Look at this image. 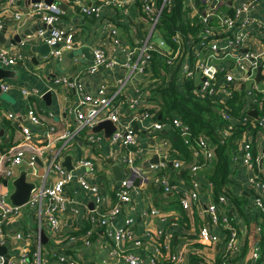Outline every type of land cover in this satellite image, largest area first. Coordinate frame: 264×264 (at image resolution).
<instances>
[{
	"label": "crops",
	"instance_id": "crops-1",
	"mask_svg": "<svg viewBox=\"0 0 264 264\" xmlns=\"http://www.w3.org/2000/svg\"><path fill=\"white\" fill-rule=\"evenodd\" d=\"M189 1L194 5L196 12L203 4H206L203 0ZM31 3V0H14L13 2L12 0H0V18L3 22V28L0 30V49H9L8 57L15 60L13 64L4 60L0 62L1 66L5 70H9L10 73L1 81L2 85L8 88L2 89L3 93L0 96V129L2 132L4 131L3 134L0 131V190L8 192L10 195L14 190L12 181L23 169L28 171L27 180L37 184L34 191L50 187L57 179L51 168L54 159L61 160L62 164L67 156H71L72 164L75 166L79 157L86 156L96 161L97 181L106 196L104 208H110L116 203L114 194L120 184L112 175L113 162L120 161V164H123V179H127L129 175L125 169L131 165L124 161V156L130 150L109 144L104 130L95 133L92 128L83 126L84 124L79 121L75 109L76 99L80 92L98 94L103 85L107 86L108 93L117 94L113 102L114 107H117L121 113V122L132 125L138 134L140 144L144 147L145 152L141 156L136 155L132 166H137L144 173L146 171L148 179L145 184H142L140 192L132 190L133 200L129 203L122 202L121 211L111 223L104 226L98 224L99 235L96 234L95 238L92 237L89 245L83 243L80 236L85 232L84 230H88L92 226V218L95 217L92 212L93 198L77 183L69 186L65 191L68 204L60 213L61 229L59 234L62 239L58 241L51 234L47 224L42 225V229H40L44 230L48 237L46 244L41 242L42 264H61L58 262L57 255L69 254L68 248L84 257L88 264H127L123 258L112 254L116 245L110 237V232L116 227L124 225L128 218L134 219L133 229L136 235L144 238L141 251L145 257L149 258L158 245L153 243L152 236L147 234H156L161 229H165L167 222L158 215L151 214L153 209L163 212L170 218L167 235L164 238L167 252L172 249L187 250L190 244L186 235L196 234L197 229L203 225L202 222H206L208 219L205 212L206 206L214 202L213 188L207 177L208 168L200 166L198 169L199 202L193 205L191 210H185L189 221L184 223L180 213L173 209L171 204L164 202L157 192L153 191L157 174L161 169L155 170L151 161L157 157H166L168 162H177L168 154L171 143L168 138L157 134L161 131L155 132L154 135L145 132L146 125L153 121V118L139 120L129 107L130 100L139 97L145 107L158 111L157 106L149 100L152 96L150 85L153 81L149 74L151 65L149 64L143 73L134 75L131 74L130 68L122 64H117L113 68L101 67L96 73L89 71V66L93 62L94 46L103 47L111 58L122 62L125 58L124 48L137 47L148 36L150 30L148 20L141 13L136 2H129L127 10L123 12L114 5H106L104 0H83L85 5H100L102 7L99 17H89L73 0H54L55 5L67 7L65 10L62 9L64 16L62 15L58 25L73 32L75 41L72 49L63 52L61 60H53L49 59L51 50L49 46L46 47L45 42L35 37V33L43 23L37 17L27 13L26 9ZM246 3L249 5L236 18L235 28L232 31V34L235 32L246 34L244 48L240 50V53L234 52L228 56L230 68L237 74H245L246 71L239 68L238 60L233 56L249 52L264 60V0H212L208 3V9L216 15L213 24L217 26L218 32H223L219 18L235 17L236 9ZM16 12L21 13L20 18H16ZM246 20L247 23H245ZM110 22L117 27L120 45L113 43V35H110L106 30ZM229 37V34H222L219 37V46L227 45ZM212 61L216 65L219 62L226 65L219 59ZM58 78L67 79L68 82L57 83L56 79ZM71 79L73 83L82 85L81 91L74 92L75 88L70 84ZM247 82L252 84L251 81ZM257 83L261 88H264V79ZM47 91L52 92L50 100L44 98ZM30 109L34 110L38 116V124L31 121L28 115ZM81 112L87 118L104 115L103 112L100 114L98 108L90 105L82 107ZM24 126L32 129L31 141L25 139ZM169 127L165 125L163 130L167 131L170 129ZM165 134L167 135V133ZM91 136L99 137V142L89 140ZM262 136L264 137V135ZM256 137L261 143V150H254V153L260 160L264 154V139L260 135ZM240 146L241 143L235 154V181L237 182L236 192L239 198L244 201L242 205L244 210L243 212L234 210L231 206L222 208L223 211H230V214L233 215L239 231L236 251L232 254L230 264H250L256 249L260 247L264 250L261 245L264 231L261 228L264 224V209L258 210L254 205L256 192L248 182L249 178L255 175V171L246 166L242 157L239 156L242 153ZM18 151L23 152L24 162L16 167V174L13 178L8 179L5 171L10 165V159ZM32 155L36 156V166H30L28 162ZM190 165L191 163L186 164V166ZM185 167H182V171H186ZM177 168L174 164L171 166V169L177 170ZM262 168L264 170V160ZM5 180L8 181V184H5ZM174 186L175 190L168 192V195L171 194L174 199H190L193 189L191 190L188 179H181L179 176ZM240 192H245V197ZM262 198L264 202V194ZM46 201L48 202V200ZM5 229L7 231L5 246H7L11 257L19 255L26 245V239L15 238L17 232H22L32 240L31 246L28 247L30 251H35L38 248L39 227L30 205L22 206L16 215L10 214L5 222ZM75 235L78 238L73 241L71 238ZM221 236L222 234H220ZM222 238L224 237L220 238L219 244L213 243L205 246L208 258L215 259L218 256L220 246L223 244ZM174 239L179 240L177 245L173 244ZM172 245L173 247H171ZM120 247L128 250L132 248V244L124 243ZM161 261L166 262V256L162 257Z\"/></svg>",
	"mask_w": 264,
	"mask_h": 264
},
{
	"label": "built area",
	"instance_id": "built-area-1",
	"mask_svg": "<svg viewBox=\"0 0 264 264\" xmlns=\"http://www.w3.org/2000/svg\"><path fill=\"white\" fill-rule=\"evenodd\" d=\"M14 0H12L13 2ZM139 0H104L106 5H114L119 8L121 11L127 10V4L129 2L138 3ZM143 6L140 8L141 13L148 20L150 25V30L148 36L143 39L139 46L137 47H125V58L122 62H118L116 59L111 58L106 50L101 46L93 47V62L89 66V71L91 73H96L100 70L101 67L113 68L117 64H122L131 69V74L143 73L146 67L151 63L152 50H158L162 56L165 58L166 63L169 65H174L177 58L181 56V46L184 43V40L181 41L179 34L176 35L175 41L176 46L172 47L162 37L160 31L158 30V25L161 22L162 11L165 6H170L172 0H162V3L156 4L155 0H142ZM212 0H203L206 4H203L200 9L194 11V5L189 0H184V8L191 12L194 17H197L199 23L202 24L204 36L210 35V40H201L199 44L195 46L194 60L190 62L189 60L183 61L180 65V77L181 78H192L194 75L199 74L202 77L200 92L202 95L213 94L217 91H223L225 94H230L231 91L225 86L230 83H239L244 81H252L254 85L247 91L249 93V98L251 100H256L258 93L261 92L264 94V88L259 86V83L255 81V77L259 67H261L262 74H264V60L261 57L253 56L249 52L243 53L242 55L233 56L238 60L240 69H245V74H237L231 70V66L228 63V56L234 52L240 53V50L244 48L246 42V34L244 32H235L232 34L233 28H235L236 18L248 7V3L239 6L236 9L235 17H226L219 18V24L223 29V32L217 31V26L213 24V19L216 17L215 13L209 10V4ZM223 1H232V0H223ZM75 4L80 6L81 11L89 17H99L102 12V7L100 5H85L83 0H73ZM27 13L33 17H37L43 25L35 33V37L38 40H42L47 43L50 47L49 59L61 60L63 57V52L68 49H72L75 41L74 33L64 29L59 26L58 23L63 14V10L60 9L54 3L49 5L43 0L41 2H32L30 6L26 9ZM21 13L16 12V18H20ZM248 21L246 20L245 23ZM2 19L0 18V30L3 28ZM107 32L110 35H113V43L115 45H120V40L117 36V27L111 22L106 27ZM222 34H229L230 37L227 41V45L219 46L220 36ZM10 50L9 49H0V60H4L7 63L13 64L15 62L14 58H9ZM206 54V57H204ZM209 55V56H207ZM188 56V53L185 54ZM213 59H219L221 62L226 64L225 66L222 63H218V69L215 71L213 76L208 75L209 69L216 64H213ZM249 61V62H248ZM220 74L218 82L216 80V75ZM205 78V79H203ZM57 83L68 82L67 79L58 78L56 79ZM76 91L82 90V85L80 83H70ZM125 84V83H124ZM222 86L223 89L219 87ZM8 87L2 85V89L6 90ZM107 86L103 85L100 88L98 94H91L88 92H80L78 98L76 99V112L79 121L84 124L83 126H88L92 128L94 125L99 123L102 120L110 119L115 124H117L115 131L108 138L109 144L119 146L121 148H128L130 152L124 156V161L127 164H130L131 167L135 162L136 155L141 156L145 152L144 147L140 144V139L138 134L133 129L132 125L124 124L121 122V113L117 107H114V98L116 93H108L106 90ZM94 106L99 109L100 114L102 112L104 115L97 116L94 115L90 118L85 117L84 113L81 112V108L84 106ZM129 107L131 111L135 113V117L139 120H146L152 118V114L149 111L141 110L144 106V103L139 97L132 98L129 102ZM28 115L31 121L34 124L39 123V118L36 115L35 111L30 109ZM224 117L231 119L227 114H224ZM166 124L159 121H151L146 127L145 131L149 134H152L156 131L162 130ZM260 127L262 128V135H264V117L260 118ZM172 126L178 127L181 133L185 137V141H189V135L191 130L189 126L182 121L181 118L175 117L172 122ZM231 128V125H229ZM23 132L25 134V139L31 141L32 139V129L28 126L23 127ZM225 134L228 133L227 130L224 131ZM261 135V136H262ZM66 136V134H63ZM262 138H264L262 136ZM99 137L91 136L89 140H94L93 142H99ZM252 136H245L241 140L242 153L239 155L242 157L244 164L255 170V165L253 162L254 150L252 145ZM195 155L197 158H207L209 161L213 158V149L212 145L209 143L205 136H200L197 141V149L195 150ZM24 155L22 151H18L10 159V165L5 171L6 177L8 179L13 178L16 174V167L21 165L24 162ZM165 158V161H161L158 164H154V169H162L168 164V161ZM264 160L263 157L256 158L258 166H261ZM262 163L260 164V162ZM30 166H36V156L32 155L28 159ZM174 166L180 168L182 166L181 162H174ZM51 168L54 170V173L57 176L56 181L50 187H44L39 190H36L32 193L29 202L27 203L33 208V214L37 219L38 223V248L35 251H30L28 247L31 246L32 240L29 239V236H25L22 232H17L15 238L18 240L26 239V245L21 250L19 255L15 257H10L7 263H5L4 258L0 255V264H42V243L40 239V229L42 225H48V228L51 230V234L58 239L61 235L59 234L61 229L60 222V213L66 208L68 204V199L65 196L66 189L77 183L82 190L89 194L94 201L92 212H94V218H92L91 228L84 233L83 240L87 245L91 243L92 232L96 229L98 224L104 226L112 222L113 218L121 211L122 202L129 203L132 199V190L140 192L142 184L138 187L129 186L128 179H122L119 182V190L117 191L118 202L114 204L109 210H104V202L106 196L103 190L100 188V185L97 181L98 168L96 161L92 158H87L86 156H81L78 158V161L73 169L68 170L61 160L54 159ZM200 168L199 163H194L191 165V169L194 174H197L198 169ZM141 170V169H140ZM141 178H146V174L143 171H139ZM256 173V172H255ZM164 185L166 191H171L174 187L170 182L164 179H158ZM248 184H251L255 187V190L259 193L257 198L254 201V204L257 208H264L263 194H264V184L256 180V175L249 178ZM198 180L194 182L195 190L190 193V199L182 200L183 206L186 209H191L192 203L194 201H199L198 194ZM48 200V202L46 201ZM226 200L224 197H220V203H224ZM26 204V205H27ZM22 207V206H21ZM20 206L12 204L10 201V195L8 192L0 190V246L5 245L7 242V231L5 229V222L8 219L10 214L16 215L19 213ZM205 212L210 217V227L204 226L199 232V236L204 244H212L220 239L221 227L224 226L231 231V237L227 242V250L231 252L237 247V229L229 221L226 214L221 215V208L216 203H210L206 206ZM151 214L162 216L164 221L165 216L161 215L157 210H151ZM134 219L128 218L124 225L116 227L112 232H110V237L112 238L114 244L116 245L112 251V254L116 257L123 258L127 264H157L154 256L145 259L144 256L135 251H128L121 248L120 246L124 243H134L136 246L140 247L142 245L140 239L136 235L134 229ZM162 231H158V234H161ZM72 240L75 237L71 238ZM58 242V241H57ZM154 255H159L158 247L155 250ZM171 264H189L185 258L183 250L174 252L171 254ZM259 257V251H256L253 254L252 262L250 264H257ZM58 262L61 264H88V261L79 256L73 254H58ZM264 264V261L261 262Z\"/></svg>",
	"mask_w": 264,
	"mask_h": 264
},
{
	"label": "trees",
	"instance_id": "trees-1",
	"mask_svg": "<svg viewBox=\"0 0 264 264\" xmlns=\"http://www.w3.org/2000/svg\"><path fill=\"white\" fill-rule=\"evenodd\" d=\"M155 1H158L159 5L162 3V0ZM143 4L142 0H139L137 3L139 8H141ZM202 27L203 26L199 23L197 17H194L190 11L184 8V0H172L170 6H165L162 11L161 22L158 25L160 34L166 43L172 47L176 46L177 42L175 41V37L177 34L180 35L181 41L184 40V43H182L181 46V56L177 58L174 65L166 63L165 58L158 50H152L150 63L151 72L149 74L153 81H151L150 85L152 96H150L149 100L153 105L157 106L158 111L147 107H142L141 110L151 112L154 121H159L170 126V129L167 131L162 129L159 130L161 132H156L158 135L160 134L164 138H168L171 143L168 154L174 161L182 163L181 168H177L176 170L171 169L172 165L168 162L165 167L159 170L160 172L157 174V178L159 180L166 178L170 184L174 186L175 181L178 180L179 176H181V179H188L191 190L193 189L194 191V182L197 174H194L191 169V165L193 162H198L200 166L208 168L207 177L213 188V203L218 204L221 208V215L226 214L231 224L236 227L233 215L230 214V211H223L222 208L231 206L234 210L237 209L241 212L244 210L242 207L244 201L239 198V195L236 192L237 182L235 181V154L237 152L238 145L245 136H252L251 142L254 146L253 150H261V143L258 142L256 136H261L263 133L259 123L260 118L264 117V94L259 92L256 97L257 99L255 101H250L249 93L247 91L254 85V82L251 81L252 84H250V82L248 83L247 81H244L239 83H230L225 86L224 88L231 91L230 94H225L223 91H217L213 94L202 95L200 92L202 79L199 74L187 79L180 77V65L182 62L186 60L192 62L194 60L195 47L193 44L196 46L199 44V41L203 39H211L210 35L204 36ZM186 53H188V56H185ZM220 76V74L215 76L217 82ZM219 88L223 89L222 86ZM252 108L257 110L259 118H255L249 114V111ZM224 114L229 115L231 119L224 117ZM175 117L181 118L182 121L189 126L191 134L188 136V142L185 141V137L179 128L172 126V122ZM229 125H231V128H229ZM225 130L228 131L227 134H225ZM154 133H152V135H154ZM165 133H167V135ZM200 136H205L212 145L213 158L211 161L203 157L197 158L195 155L197 141ZM253 154L256 180L264 184V170L261 169V166H258V163L256 162L257 156L255 153ZM188 163H191V165L186 166ZM182 167L186 168V171H183V173H181L183 170ZM249 185L253 188V191L256 192L257 198L259 193L255 190L253 185ZM174 187L172 190H175ZM118 190L119 187L117 191ZM153 191L157 192V195L161 197L164 202L171 204L173 209L180 213L182 222L188 223L189 217L185 211L188 209L184 208L182 199H174L171 194L168 195L167 193L170 191H166L164 185L159 181H156ZM240 193L243 197H245V192ZM114 197L116 201L115 204H117V194H114ZM220 197H224L226 201L224 203H220ZM198 202L199 201H194L192 206ZM257 209L263 210L264 208ZM158 212L165 216L166 219L164 221L167 222L165 229L160 230L162 231L161 234H158V232L156 234H147L152 236L153 243L158 245L156 248L158 247L159 250V255H154L155 249L149 258L154 256L157 264H171V254L180 251L181 249H172L167 252V246L164 243V238H166L167 235L166 232L168 231L170 218L163 212L159 210ZM160 218L162 219V216ZM210 223V217L208 216L206 222H202L203 225L201 228L204 226L211 228ZM220 227V233L222 234L221 237L224 238H222L223 244L220 246L218 256L215 259L208 258L205 252V246L207 244H204L199 236L201 228L197 229V232L194 235H186V239L190 245L187 250L183 251L189 264H230L232 254L236 251V249L232 252L227 250V242L231 237V231L224 226ZM261 228L262 230L264 229V224H262ZM88 230H84V233ZM84 233L80 236L83 243H85L83 240ZM98 233L99 231L96 227V229L92 232L90 239H92V237L95 238V235ZM238 235L239 231L237 232V241ZM74 237L76 239L78 238L77 235ZM138 238L140 239L142 245L138 247L134 243H129L132 244L133 250L131 248L128 251L139 252L145 259H149L145 257L141 251L144 238L139 236ZM178 243L179 240L174 239L173 244L177 245ZM219 243L220 242H218V244ZM261 245L264 248V231L262 234ZM171 247H173V245ZM67 251L69 254L77 255L75 250L72 251L68 248ZM258 251L259 257L257 264H261V262L264 261V250L259 247ZM165 256L167 261L162 262L161 258Z\"/></svg>",
	"mask_w": 264,
	"mask_h": 264
},
{
	"label": "water",
	"instance_id": "water-1",
	"mask_svg": "<svg viewBox=\"0 0 264 264\" xmlns=\"http://www.w3.org/2000/svg\"><path fill=\"white\" fill-rule=\"evenodd\" d=\"M32 2H41L42 0H31ZM198 2V0H196ZM45 3L52 5L54 3V0H44ZM60 9L65 10L67 7L65 5H60L58 6ZM46 47H48L49 45L46 43L45 44ZM49 48L51 49V47L49 46ZM264 59V58H263ZM2 60H0L1 62ZM218 65H214L212 66L209 71H208V75L209 76H213L215 71L218 69ZM9 70H5L1 64H0V96L3 93L2 90V80L3 78L9 76ZM205 79V78H204ZM256 82H260L262 79H264V75L262 74V70L261 67L258 68L257 74H256ZM72 81V79H71ZM76 91V89H74V92ZM44 98L47 100H50L52 98V92L51 91H47L44 94ZM249 114L252 115L255 118H259L258 112L256 109H251L249 111ZM116 126L113 123V121H111L110 119H106V120H102L99 123H97L96 125H94L92 127V131L95 133H98L100 131H105V135L107 138H109L111 136V134L115 131ZM1 134H3L2 129H0ZM161 161H165V158H155L151 161L152 164H158ZM113 172L112 175L114 177V179L116 181H121L123 179V164H120L119 162H113ZM170 165L173 166L174 162L171 161L169 162ZM262 163V161L260 162V164ZM68 170H71L74 168L73 164H72V157L71 156H67L66 159L64 160V162L62 163ZM128 172V183L129 186H135L138 187L141 185V183H146L148 181L147 177L146 178H141L139 175V171L140 170L138 167H131L128 166L125 169ZM147 172L145 171V174ZM183 173V171L181 172ZM27 174L28 171L23 169L20 171L19 175L12 181V185L14 187L13 192L10 194V201L12 202V204L16 205V206H24L26 205L30 198L31 195L33 193V191L37 188V184L35 182H31L27 180ZM36 174H38L36 172ZM5 184H8V181L5 180ZM40 239L41 242L43 244H46V242L48 241V237L46 235V233L44 232V230H40ZM0 255L4 258L5 263L8 262V260L10 259V253L8 252L7 246L3 245L0 246Z\"/></svg>",
	"mask_w": 264,
	"mask_h": 264
},
{
	"label": "rangeland",
	"instance_id": "rangeland-1",
	"mask_svg": "<svg viewBox=\"0 0 264 264\" xmlns=\"http://www.w3.org/2000/svg\"><path fill=\"white\" fill-rule=\"evenodd\" d=\"M104 210L105 211H107V210H109L108 208H104ZM62 239V236H60L59 238H58V241L59 240H61ZM63 241V240H62ZM218 242H220V239L218 240V241H216L215 243H218ZM213 244V243H212ZM79 256H81V255H79ZM82 257V256H81ZM84 258V257H83Z\"/></svg>",
	"mask_w": 264,
	"mask_h": 264
},
{
	"label": "clouds",
	"instance_id": "clouds-1",
	"mask_svg": "<svg viewBox=\"0 0 264 264\" xmlns=\"http://www.w3.org/2000/svg\"><path fill=\"white\" fill-rule=\"evenodd\" d=\"M120 182V181H119Z\"/></svg>",
	"mask_w": 264,
	"mask_h": 264
}]
</instances>
